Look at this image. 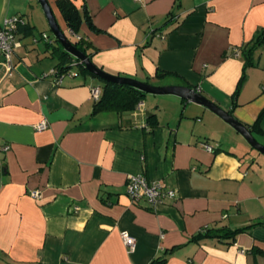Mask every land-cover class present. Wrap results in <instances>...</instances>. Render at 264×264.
<instances>
[{
    "label": "crops",
    "instance_id": "obj_1",
    "mask_svg": "<svg viewBox=\"0 0 264 264\" xmlns=\"http://www.w3.org/2000/svg\"><path fill=\"white\" fill-rule=\"evenodd\" d=\"M48 1L67 35L57 0ZM31 2L0 0V28L16 16L33 27L19 31L11 75L0 57V264H264V225L234 238L193 240L206 227L264 220L259 151L219 115L176 95L147 93L138 112L93 114L92 87L104 79L79 72L56 82L55 42L36 34L45 28L30 19ZM75 3L87 7L99 31L83 23L79 34L71 33L104 71L190 86L242 123L258 120L264 45L246 69L235 106L233 95L243 47L264 29V0ZM44 119L48 128L37 131ZM259 128L254 136L264 144V115ZM138 174L177 196L156 204L133 200L126 187ZM124 233L135 238L133 249Z\"/></svg>",
    "mask_w": 264,
    "mask_h": 264
},
{
    "label": "trees",
    "instance_id": "obj_2",
    "mask_svg": "<svg viewBox=\"0 0 264 264\" xmlns=\"http://www.w3.org/2000/svg\"><path fill=\"white\" fill-rule=\"evenodd\" d=\"M56 6L62 14L64 21L69 30H71L74 34H79L81 26L83 23H87L90 28L94 31H99V29L94 25L92 18L89 14L87 7L84 5L81 9L76 5L75 0H57ZM19 31L24 32L25 34H29L33 31V27L28 26L26 23L24 25L19 26ZM51 42H55V45L52 49V53L58 57V63L55 67L57 70V74H63L67 72L71 68V64L74 61L79 62L77 58L72 56L69 52L64 50L60 42L53 38L50 40ZM80 50L86 53L91 59V53L88 52V46L82 38L71 40ZM264 45V29L259 30L254 38L246 43L243 47V57L245 59V66L243 70V74L238 82L237 88L233 95L234 106L236 105L237 96L242 89L246 79L247 73L246 69L249 66L255 64L254 53L256 50ZM79 72L82 73H90L83 63H79ZM167 72H161V75H165ZM94 75V74H92ZM102 93L100 98L95 101L94 108L92 113L95 114L97 112L103 110H114L117 112H126L132 111L138 102L143 101L144 97L147 95L146 92L140 90L136 87L127 85V84H118L106 80H102ZM232 113L231 111H229ZM264 115V109L260 113L258 120L253 125L245 124L251 132L254 134L255 131L260 132L259 122L260 119ZM154 117L148 118L151 121ZM256 225H264V220L257 221L248 226L240 227L237 229L230 228H218L212 229L209 227L201 229L198 234L193 237V240L199 241L203 238L213 237L219 239L225 238H234L237 233L244 232L249 228ZM165 260L155 259L151 264H164Z\"/></svg>",
    "mask_w": 264,
    "mask_h": 264
},
{
    "label": "water",
    "instance_id": "obj_3",
    "mask_svg": "<svg viewBox=\"0 0 264 264\" xmlns=\"http://www.w3.org/2000/svg\"><path fill=\"white\" fill-rule=\"evenodd\" d=\"M39 2L45 12L51 31L53 32L55 38L60 42L64 50L69 52L75 58L79 59L85 65L89 72L99 76L100 78L106 81L118 84H127L136 87L140 90H143L144 92L149 94L176 95L183 99L190 100L196 104L202 105L219 115L224 121L230 124L234 129H236L245 138V140L252 148L264 154V144L258 141V139L254 136L251 130L244 123L238 120L232 113L220 107L219 105L211 101L209 98L204 96L197 89L190 86L178 84L162 86L152 85L148 82L140 81L131 77L113 75L98 67L90 59V57L82 50H80L61 29L54 15L50 2L48 0H39Z\"/></svg>",
    "mask_w": 264,
    "mask_h": 264
},
{
    "label": "built area",
    "instance_id": "obj_4",
    "mask_svg": "<svg viewBox=\"0 0 264 264\" xmlns=\"http://www.w3.org/2000/svg\"><path fill=\"white\" fill-rule=\"evenodd\" d=\"M26 21L20 17H11L4 21L3 26L0 28V57L3 58V62L6 66V71L8 75L12 74L14 68L13 56L16 50L21 47V40L19 38V26L24 25ZM42 38L49 39V36L46 33L42 34ZM74 61L71 64V68L63 73L57 74V70L53 69L51 75H54L56 82L61 83L65 77L77 76L79 74V63H82L80 60ZM72 68H76L72 70ZM102 93V86L100 84L92 87V95L97 101ZM144 105L143 101L138 102L135 107V112H138ZM49 123L47 120H42L35 125L37 131H43L47 129ZM209 150L212 149L210 145H205ZM4 149H8L6 146ZM126 194L133 200H140L142 198L146 199L150 204H156L158 202L165 201L166 198L174 199L177 196V193L174 189H169L165 187L162 183L157 181H149L147 177L143 174L132 175L130 176L127 187ZM33 197H39L40 192L38 190L31 191ZM123 239L125 244L133 249L136 245V240L133 236L124 233ZM191 264V263H190Z\"/></svg>",
    "mask_w": 264,
    "mask_h": 264
},
{
    "label": "rangeland",
    "instance_id": "obj_5",
    "mask_svg": "<svg viewBox=\"0 0 264 264\" xmlns=\"http://www.w3.org/2000/svg\"><path fill=\"white\" fill-rule=\"evenodd\" d=\"M33 1H34V3L31 2V6L28 7V12L30 14V19L31 20H35L36 22L43 23L44 24L43 28H45V29H41L42 26L41 27L39 26L40 29L38 27H36L37 28L36 31H35L36 34L41 35V37H42L43 32L40 33V31L45 30L47 35H49L52 39L55 38L53 32L51 31L48 19H47L46 15H45V12H44L39 0H33ZM33 4H34V7H33ZM36 26H38V25H36ZM67 35L70 38V40H74V35L71 32H67ZM51 59H53V58H51ZM57 60H58V57H54L53 61L56 62ZM75 69L76 68H72V70H75ZM259 139L264 141L262 138H259ZM255 153H258V152L256 151ZM260 153L261 152H259L258 155L262 159H264V154H260Z\"/></svg>",
    "mask_w": 264,
    "mask_h": 264
}]
</instances>
